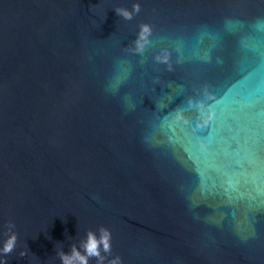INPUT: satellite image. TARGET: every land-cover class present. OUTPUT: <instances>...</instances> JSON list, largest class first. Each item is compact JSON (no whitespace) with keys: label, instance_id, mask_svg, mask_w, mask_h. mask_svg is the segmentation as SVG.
<instances>
[{"label":"water","instance_id":"95a60500","mask_svg":"<svg viewBox=\"0 0 264 264\" xmlns=\"http://www.w3.org/2000/svg\"><path fill=\"white\" fill-rule=\"evenodd\" d=\"M262 24L264 0H0V260L264 264V196L200 175L264 86Z\"/></svg>","mask_w":264,"mask_h":264},{"label":"snow or ice","instance_id":"6c2138e0","mask_svg":"<svg viewBox=\"0 0 264 264\" xmlns=\"http://www.w3.org/2000/svg\"><path fill=\"white\" fill-rule=\"evenodd\" d=\"M227 27L232 30L235 26L228 24ZM259 28L260 34L253 38L251 45V50L258 53L254 61L258 69L264 68V24ZM211 38L217 37L212 35ZM182 46L195 48L192 43L182 42ZM251 75L245 77L247 83L252 80ZM243 98L244 108L248 110H242L238 118L239 130L231 138L232 143H228L227 147L223 146L224 141L216 145L209 143L208 149L202 150L205 170L200 175L204 192L227 197L230 202L243 198L245 193L240 188L249 184L264 196V86L253 84L245 90ZM233 193L237 196L234 197ZM248 195L251 197V193Z\"/></svg>","mask_w":264,"mask_h":264},{"label":"clouds","instance_id":"9594fccd","mask_svg":"<svg viewBox=\"0 0 264 264\" xmlns=\"http://www.w3.org/2000/svg\"><path fill=\"white\" fill-rule=\"evenodd\" d=\"M125 15L127 16L128 14L125 13ZM130 18V16L128 17ZM148 29L145 27L144 28V32H147ZM143 35V34H142ZM142 47V45H141ZM14 242H15V236L13 235L12 237L9 238V240L4 244V247L2 249H0V251H3L4 253H9L12 251L13 247H14ZM110 249V245L109 243L107 242V239H105V242H104V250L105 251H109ZM89 252L91 254H94V255H99V253L96 251V244L95 242H91L90 244V247H89ZM25 253H22V255H24ZM62 259H64V256L62 255ZM0 264H4V262L2 260H0ZM112 264H120V260H119V257H116L113 261H112Z\"/></svg>","mask_w":264,"mask_h":264}]
</instances>
